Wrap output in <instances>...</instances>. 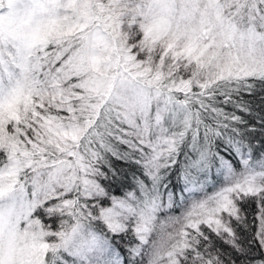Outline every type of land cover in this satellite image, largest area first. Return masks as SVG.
I'll use <instances>...</instances> for the list:
<instances>
[{"label":"rangeland","instance_id":"rangeland-1","mask_svg":"<svg viewBox=\"0 0 264 264\" xmlns=\"http://www.w3.org/2000/svg\"><path fill=\"white\" fill-rule=\"evenodd\" d=\"M127 11L141 21L139 35L147 43L143 49L150 52L139 56L131 50L133 43L117 17ZM63 36L80 42L72 61L78 62L84 75L81 88L102 90L104 96L112 97L130 129L126 133L130 131V136L156 154L152 167L148 166L152 173L163 148L168 152L175 142V136L163 129L168 105L156 83L172 74L163 72L166 68L153 71V67L160 69L165 60L171 61L174 82L183 81L179 84L182 90L192 84L203 87L217 74L264 70V0H0V60L5 69L0 80L5 76L14 78L15 69L27 72L34 47L46 37L56 41L53 53L58 62H63L70 54L56 39ZM5 52L15 67L13 74L7 69ZM125 52L128 55L121 66L119 61ZM67 75L68 69L46 64L43 76L48 87L39 91L43 99L60 96L62 99L54 101L66 107L62 125H40L55 141L51 149L57 158L49 163L28 161L24 167L28 175L22 184H18L22 165L18 176L15 170L0 172V264H44L46 254L52 252H62L81 264H123L117 249L87 225L54 229L33 219L34 210L59 216L60 207L46 206L50 198L60 197L64 180L70 175L85 181L93 199L105 197L93 182L97 170L75 148L87 125L65 105L69 103L63 85ZM14 84H0V146L10 127L21 118L13 112L21 92V87L15 88ZM247 161L246 156L244 169L229 175L213 192L194 191L175 214L165 213L164 209V216H156L157 205L154 209H138L133 204L134 193L122 199L111 198L107 205L96 207L105 226L116 235L135 225V231L145 240L142 264H225L214 252L206 258H188L186 246L191 232L199 233L202 225L212 226L234 244L229 219L236 210L230 216L229 212L242 196L254 194L255 186L264 189V161L256 167H249ZM60 172L63 177L56 181ZM205 204L209 211L205 208L198 212ZM196 209L199 214L189 217ZM234 245L240 252L241 248Z\"/></svg>","mask_w":264,"mask_h":264},{"label":"trees","instance_id":"trees-1","mask_svg":"<svg viewBox=\"0 0 264 264\" xmlns=\"http://www.w3.org/2000/svg\"><path fill=\"white\" fill-rule=\"evenodd\" d=\"M121 10L123 9L118 11ZM121 15L123 17H117L124 24L127 39L133 43L131 50L138 52L139 56L150 52L143 49L147 43L139 35L141 21L136 14L127 11ZM135 19H138L140 27H137ZM56 39L70 53L66 54L63 62H58L53 53L56 41L46 37L41 45L34 47L27 72L15 69L14 78L5 76L0 80V84L15 83V88L18 85L21 87L18 101L13 105L14 114L21 118L2 139L0 172L15 170L17 175L22 165L23 173L17 175L18 184H22L28 175L27 169L24 170L28 161L42 160L49 163L57 158L56 152L51 149L55 141L48 136L49 131L40 126L57 128L62 125L60 121L65 122L66 107L63 108L57 104L58 101H54L62 98L58 96L49 100L39 96V91L48 87L43 74L46 64H50L69 71L66 80H63V85L67 88L65 96L69 100L65 105L72 109L78 121H84L87 125L75 148L86 163L97 170V177L93 178V182L105 197L93 199L87 192L85 181L70 175L64 180L60 197L50 198L47 203L49 206H46L60 207L62 211L59 216L34 210L33 219L39 223L50 225L54 229L68 230L79 224L87 225L117 249L123 264H142L145 240L137 234L135 225L131 224L125 233H112L101 220L96 204L102 207L111 198L122 199L134 193L133 204L138 209H154V205H157L158 211L154 213L156 216H164V209L167 210L165 213L175 214L180 212L183 201L194 194V191L213 192L224 185L229 175L242 171L246 156L249 167L263 163L264 70L229 72L224 76L217 74L203 87L192 84L182 90L179 84L183 81L177 80L179 84L174 82L175 68L171 61L165 60L160 69L153 67V71H163L166 68L163 72L169 71L172 74L166 80L157 79L156 83H159V93L168 105L163 129L170 136H175V142L173 141L174 148L168 152L163 148L151 173L148 166L150 164L152 167L156 154H151L148 146L130 136V131L126 133L130 129L121 119L116 101L104 96L102 90L87 91L81 88L84 75L78 62L72 61L80 42L77 43L71 36ZM0 43H3L2 40ZM4 54L5 63L9 67L7 69L13 74L15 67L10 65L12 59L7 52ZM127 55L125 52L123 60L119 58L121 66ZM1 61L0 77L1 73H5ZM131 64L133 62L130 63L133 67L134 64ZM178 73L183 75L181 70ZM62 177L60 172L56 181ZM261 189V185L255 186L252 190L254 194L242 196L229 212L230 216L234 208L236 210L229 223L233 237L237 240H233V243L242 252H237L235 245L216 232L215 228L202 225L199 233L191 232V240L186 246L187 257L206 258V255L214 252L225 264H264V189ZM205 208L208 212L209 205L206 204L204 208L200 206L198 212ZM198 212L197 209L192 211L189 217H194ZM44 264L81 263L62 252H52L46 254Z\"/></svg>","mask_w":264,"mask_h":264}]
</instances>
